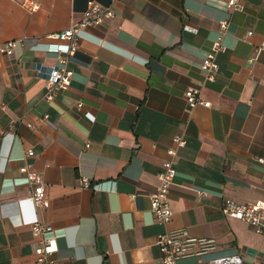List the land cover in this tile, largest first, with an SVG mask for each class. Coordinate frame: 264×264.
Instances as JSON below:
<instances>
[{
  "label": "crops",
  "instance_id": "crops-1",
  "mask_svg": "<svg viewBox=\"0 0 264 264\" xmlns=\"http://www.w3.org/2000/svg\"><path fill=\"white\" fill-rule=\"evenodd\" d=\"M32 1L34 11L0 0V44L18 41L11 57L0 55V264H35L33 222L51 227L59 264H158L155 236L178 228L214 244L176 264L230 252L259 264L264 236L220 205L264 199V50L254 51L264 0H241V12L226 11L225 0H93L114 16L79 33L70 84L49 101L33 64L59 63L47 46L87 0ZM225 17L226 50L200 87L210 106L188 109L183 91L201 80ZM174 135L185 143L173 157L172 215L160 225L148 198ZM24 162L42 178L43 207L26 198Z\"/></svg>",
  "mask_w": 264,
  "mask_h": 264
},
{
  "label": "built area",
  "instance_id": "built-area-1",
  "mask_svg": "<svg viewBox=\"0 0 264 264\" xmlns=\"http://www.w3.org/2000/svg\"><path fill=\"white\" fill-rule=\"evenodd\" d=\"M20 2L31 11L37 9V4L32 0H20ZM225 10L229 12H241L243 10L242 1L225 0ZM113 16L114 10L111 7L101 6L93 0H87L83 16L54 35V39L59 43L49 44L47 49L56 54L59 63L48 66L37 62L33 64V70L43 80L42 96L44 100H52L56 94L65 90L70 84L72 71L66 66V60L78 48L77 41L79 33L85 28L95 27ZM227 26L228 19L226 17L218 21L216 36L199 63L202 78L196 85L189 86L183 91V98L188 109L196 105L203 107L210 106L209 101L200 97V87L204 83L212 82L215 79L218 69L216 61L217 55L226 50V46L222 40ZM246 34H251V31H247ZM17 43V40H8L1 43L0 55L11 57L12 50ZM263 50L264 39L255 46L254 51L255 54H258ZM254 59L255 57L251 58V60ZM76 106L79 108L81 103H77ZM0 107H3V104H0ZM172 143L174 146L166 150L169 158L161 162L160 169L157 173V184L148 198L149 211L154 221L160 225H165L172 215L168 206L167 192L175 174L173 157L175 156L176 149L182 147L185 141L182 136L174 135L172 137ZM31 155V150H27L24 158ZM259 161L263 162L261 159ZM18 170L25 174L24 181L30 186V190L26 195L27 200L34 206H45L47 204V196L40 174L30 169L27 162H24ZM79 182L81 187L89 186L88 179L85 177H81ZM220 211L225 217L242 221L254 233L264 236V199L235 202L230 198L223 197L221 199ZM29 230L32 237L37 241V244L32 250L35 264H59L55 256V252L57 251L56 241L54 237L50 236L51 227L48 224L33 222L30 224ZM213 244L214 240L212 238L192 237L183 228L162 231L155 236V245L159 253L158 264H176L178 259L190 255H198L206 249L212 248ZM205 264H243V262L238 253L230 252L211 256L206 260ZM259 264H264V249L259 256Z\"/></svg>",
  "mask_w": 264,
  "mask_h": 264
}]
</instances>
